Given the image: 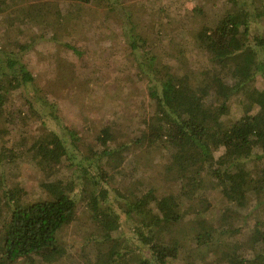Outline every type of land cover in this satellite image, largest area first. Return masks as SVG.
<instances>
[{"label":"trees","instance_id":"obj_1","mask_svg":"<svg viewBox=\"0 0 264 264\" xmlns=\"http://www.w3.org/2000/svg\"><path fill=\"white\" fill-rule=\"evenodd\" d=\"M260 1L226 0L217 23L194 32L192 44L209 70L202 77V70L194 71L187 45L179 47L176 40L162 38L160 52L143 53L149 40L136 30L125 0H55L71 6L93 3L118 15L121 9L123 36L137 53L147 83L151 109L142 121L145 141L163 147L178 178L176 187L162 189L144 176L137 155L144 145L141 138L121 142L106 126L96 141L111 146L98 147L82 143L78 131L62 126L63 135L40 138L26 152L28 162L43 166L44 176V196L30 202L11 171L24 153L7 146L0 135V264L76 262L81 256L76 243L60 237L77 222L82 208L90 220L84 246L106 258L104 264H167L183 251L191 256L190 244L201 253L215 242L222 258L214 264H264V87L256 84L259 76L264 79V34L252 27L264 17L256 5ZM9 11L16 17H9L3 28L50 26L40 21L42 10L36 4L0 0V15ZM33 40V35L18 37L8 46L0 40V120L15 127H26L32 117L45 118L36 100L59 120L56 106L38 90L35 101L24 96L36 76L20 53L30 51ZM255 92L256 110L232 118V98L249 100ZM111 195L121 215L133 220L131 228L143 247L125 235L120 214L109 203ZM201 199L205 205L197 206ZM217 205L220 212L210 222L207 217ZM183 221L188 229L180 233Z\"/></svg>","mask_w":264,"mask_h":264},{"label":"rangeland","instance_id":"obj_2","mask_svg":"<svg viewBox=\"0 0 264 264\" xmlns=\"http://www.w3.org/2000/svg\"><path fill=\"white\" fill-rule=\"evenodd\" d=\"M225 1L125 0V6L133 12L138 33L149 40L143 53L152 55L157 49L160 52L158 40L162 38L176 40L179 47L187 45L186 53L194 63V71L199 73L202 70L200 75L207 77V60L194 48L193 34L201 25L214 26L217 23L222 17L221 4ZM25 3L36 4L37 9L42 10L43 18L40 21L44 25H50L49 28L43 25L30 28L24 24L3 28L9 17H16L15 12L12 11V17L9 11L0 15V40L4 39L5 45L8 46L17 41L18 37L34 36L33 48L26 53H20L36 76L35 84L24 89V96L35 101V90H38L37 92L46 96L56 106V114L59 117V120L56 119L49 108L36 100V109L44 115V119L32 117L26 127H15L0 120V135L5 144L24 153L23 157L11 166V171L26 189V199L33 202L44 196L40 185L44 177L43 166L28 162L26 152L28 153L40 138L52 139L54 134L63 135V127L78 131L82 143L90 142L98 147L111 146L110 142L96 141L106 126L113 128L121 142L129 143L136 138L143 139L144 145L137 155L142 162L141 171L144 176L151 178V182L162 189H168L167 186L176 187L178 175L170 167L163 147L149 145L145 141L142 121L149 117L151 105L148 103L147 83L140 76L137 53L132 51L123 36V19L119 16H123L121 9H117L118 13L120 12L118 15L93 3L73 6L68 2L58 4L55 0H25ZM256 5L264 11V0ZM252 27L254 31L264 34V17L259 22H254ZM67 44L77 47L80 53L67 47ZM0 48L4 46L0 44ZM256 84L258 89H262L264 79L259 76ZM256 95L255 92L249 100L243 96L233 97L230 101L231 117L237 118L255 111L256 107L253 105ZM25 98H18L20 104L24 103ZM214 195L216 201L218 193L215 192ZM203 200L201 199L197 206L205 205ZM109 203L115 215L120 214L125 235L134 239V245L142 246L131 228L133 220L130 221L125 215H121V209L113 195L110 196ZM211 211L207 220L213 222L220 212L219 206L213 207ZM89 226L88 211L82 208L79 210L77 222L65 228L60 237V241L69 245L76 243L81 253L76 262L38 261L37 264H104L106 258L97 257L94 248L88 250L86 244L84 246V229ZM187 229L186 221L177 227L180 233ZM245 242L247 247L251 245L249 241ZM190 247L191 256H187L183 251L177 259H170L167 264H214L222 258L216 242L202 247L201 253L197 247L191 244ZM146 253L150 254V251Z\"/></svg>","mask_w":264,"mask_h":264}]
</instances>
